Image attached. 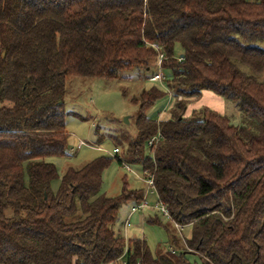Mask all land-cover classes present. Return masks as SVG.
I'll return each mask as SVG.
<instances>
[{"label": "trees", "instance_id": "1", "mask_svg": "<svg viewBox=\"0 0 264 264\" xmlns=\"http://www.w3.org/2000/svg\"><path fill=\"white\" fill-rule=\"evenodd\" d=\"M149 43L162 47L175 102L158 122L145 112L164 92L132 101L127 162L142 167L167 216L158 211L191 230L180 253L158 257L113 231L122 204H148L125 182L118 197L100 194L110 158L68 168L56 192L49 161L68 156L67 78L149 71ZM204 92L235 103L247 126L207 107L187 114ZM187 255L264 264V0H0V264H191Z\"/></svg>", "mask_w": 264, "mask_h": 264}, {"label": "rangeland", "instance_id": "2", "mask_svg": "<svg viewBox=\"0 0 264 264\" xmlns=\"http://www.w3.org/2000/svg\"><path fill=\"white\" fill-rule=\"evenodd\" d=\"M180 54L181 48L176 45L174 56L179 57ZM155 71L156 68L151 65L149 71L137 68L121 71L113 80L68 77L64 96L68 156L52 158L49 161L55 165L58 173V178L51 184V189L56 192L68 168L80 169L95 159L110 158L112 161L102 174L100 194L108 198L118 197L122 194L125 182L127 190L141 193L148 204L144 212L134 211L133 202L122 204L113 231L123 238L126 236L128 240L144 239L151 253L158 257L169 256L172 251L180 253L184 246L183 238L188 239L191 230L189 227H183L180 232L158 211L161 205L155 191L149 189L146 184L142 167L127 162V144L135 137V119L139 112L138 103L132 101L137 100L144 90L151 87L164 92L165 96L145 112L146 117L158 122L170 118V109L175 102L166 89L170 72L162 69L164 82H150L147 77ZM200 107L226 115L235 126L248 124L247 118L239 112L235 103L212 93L204 92L199 101L193 102L187 108V114L190 109ZM80 142L83 146L77 150ZM115 149H119L118 157L123 161L121 165L113 159ZM144 155L152 157L147 146ZM155 217L159 224L148 223L149 218ZM187 259L191 264L201 263L197 256L187 255Z\"/></svg>", "mask_w": 264, "mask_h": 264}, {"label": "built area", "instance_id": "3", "mask_svg": "<svg viewBox=\"0 0 264 264\" xmlns=\"http://www.w3.org/2000/svg\"><path fill=\"white\" fill-rule=\"evenodd\" d=\"M149 46L157 53V61H156V72L154 74L151 75V77L148 78V80L150 82H161L164 80V77L163 75L161 74V71H162V64L163 62L165 61V54L163 53L162 51V47L159 45V44H156V43H149ZM155 138H153L150 143H148V146L149 145H152L153 142H154ZM83 146V143L80 142L77 146V150L78 149H81V147ZM73 152V149L72 151ZM147 183L151 186L152 184V181H147ZM146 206V203H144L143 205L140 206V208H144ZM139 209V208H137ZM137 209L135 208L134 211H137ZM161 211L162 213L167 216V212L166 210L161 206ZM123 264H125L123 262Z\"/></svg>", "mask_w": 264, "mask_h": 264}]
</instances>
